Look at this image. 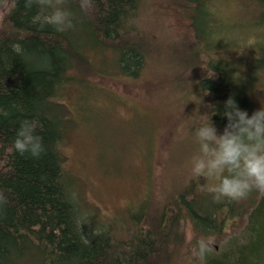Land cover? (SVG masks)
Listing matches in <instances>:
<instances>
[{"label": "trees", "instance_id": "trees-1", "mask_svg": "<svg viewBox=\"0 0 264 264\" xmlns=\"http://www.w3.org/2000/svg\"><path fill=\"white\" fill-rule=\"evenodd\" d=\"M141 1L52 0L69 10L73 20L72 27L57 31L33 21L37 14L52 11L48 3L34 0L26 7L25 0H0V264H170L184 241L179 222L185 214L197 235L206 236L223 232L229 219H249L244 246L196 263L264 264V191L254 188L243 199L219 201L212 194L187 199L185 192H178L171 205L148 204L131 213L134 226L122 230L84 208L65 170L62 144L71 120L64 93L81 87L97 69L92 58L97 52L114 53L122 75L140 78L152 47L148 30L142 31L137 22ZM174 1L184 4L191 23V9L196 8V36L211 42V32L218 29L209 6L215 0ZM241 1V11L252 17L247 22L264 29V0ZM233 40L219 38L215 43ZM253 46L255 57L241 75L226 60H205L213 76L204 75L198 85L208 105L217 109L212 121L218 131L227 123L222 113L229 96L249 114L261 107L251 95L259 82L264 86V42ZM192 51L197 68L201 54L197 48ZM25 118L35 121V132L42 137L39 157L13 148Z\"/></svg>", "mask_w": 264, "mask_h": 264}, {"label": "rangeland", "instance_id": "rangeland-1", "mask_svg": "<svg viewBox=\"0 0 264 264\" xmlns=\"http://www.w3.org/2000/svg\"><path fill=\"white\" fill-rule=\"evenodd\" d=\"M141 2L137 22L142 31L148 30L152 47L140 78L122 75L114 53L97 52L92 58L98 70L92 71L81 87L69 88L63 96L71 120L62 144L67 156L65 170L72 175L84 208L122 230L134 226L130 214L148 204L171 205L182 191L187 199L211 194L200 189L204 179H192L188 166L197 150L191 133L194 110L211 112L198 81L213 72L200 54L226 60L234 73L241 75L255 54L253 44L264 42V29L247 22L252 17L241 11V0L209 4L218 19L211 42L196 36V8L191 9L195 18L191 23L183 3ZM219 38L234 40L216 44ZM196 48L200 51L197 68L193 63L196 51H192ZM201 96L203 102L197 105ZM251 97L264 104L261 82ZM185 215L179 222L184 241L174 250L170 264H198L202 259L204 263L206 256L221 258L226 250L244 246L249 239L246 216L229 219L223 232L206 236L197 235L192 219Z\"/></svg>", "mask_w": 264, "mask_h": 264}, {"label": "clouds", "instance_id": "clouds-1", "mask_svg": "<svg viewBox=\"0 0 264 264\" xmlns=\"http://www.w3.org/2000/svg\"><path fill=\"white\" fill-rule=\"evenodd\" d=\"M34 0H25V6L31 7ZM52 6L50 13L37 14L34 22L50 24L57 31L72 27L71 13L64 7L55 6L52 0H40ZM83 7V4H82ZM19 48V45H14ZM202 59H206L201 53ZM199 105L203 97H198ZM222 113L227 118L222 131H218L212 121L216 107L208 105L211 112H199L192 119V138L197 150L190 156L188 166L191 178L204 182L200 189L212 194L214 200H240L252 189L264 191V104L251 114L241 109L229 96ZM34 120L25 118L20 122L13 139V148L21 155L39 157L44 151L42 137L35 132ZM194 254H199L198 252Z\"/></svg>", "mask_w": 264, "mask_h": 264}]
</instances>
